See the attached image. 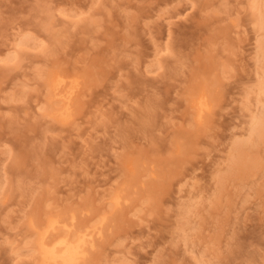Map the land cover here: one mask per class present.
<instances>
[{
	"label": "rangeland",
	"instance_id": "obj_1",
	"mask_svg": "<svg viewBox=\"0 0 264 264\" xmlns=\"http://www.w3.org/2000/svg\"><path fill=\"white\" fill-rule=\"evenodd\" d=\"M254 1L0 0V264H41L54 216L107 219L85 264H264V138L233 154L264 110Z\"/></svg>",
	"mask_w": 264,
	"mask_h": 264
},
{
	"label": "bare ground",
	"instance_id": "obj_2",
	"mask_svg": "<svg viewBox=\"0 0 264 264\" xmlns=\"http://www.w3.org/2000/svg\"><path fill=\"white\" fill-rule=\"evenodd\" d=\"M253 4H255V10L259 12L264 10V0H255ZM259 24L264 28L263 16L259 17ZM258 48L259 55L264 57V39L260 40ZM49 87L51 103L60 106L56 111L58 118L64 122L69 121L73 117L76 98L81 93L80 83L77 79L69 82L68 76L55 73L50 77ZM191 107L194 110V120L199 125L203 124L207 117L213 116L214 106L206 95L201 94L198 98H194ZM262 138H264V110L253 117L249 137L236 142L233 146L236 169H240L241 166L246 167L244 153ZM123 203V197L118 193L115 194L114 209L121 210ZM106 220L105 218L101 223L102 227L106 225ZM33 225L36 226L35 223ZM75 226V217L71 221H63V218L58 216L49 218L45 229L39 233L37 241L41 264H85L87 262L90 254L96 249L97 240L103 239L104 231L102 227H95L72 234ZM56 233L57 236L53 238Z\"/></svg>",
	"mask_w": 264,
	"mask_h": 264
}]
</instances>
